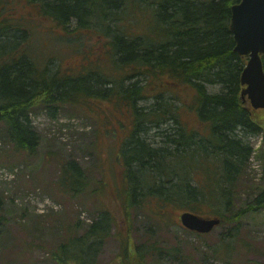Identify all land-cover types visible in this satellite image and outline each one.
Wrapping results in <instances>:
<instances>
[{"label":"trees","instance_id":"trees-1","mask_svg":"<svg viewBox=\"0 0 264 264\" xmlns=\"http://www.w3.org/2000/svg\"><path fill=\"white\" fill-rule=\"evenodd\" d=\"M239 2L0 0V135L12 150L1 156L0 149V157L35 155L39 138L29 119L35 108L55 116L66 105L85 102L94 94L76 84L90 81L94 73L90 69L98 66L83 65L73 78L55 53L44 50L45 43L35 44L40 34L48 41L46 36L52 39L59 32H39L37 23L43 20L69 36L94 28L106 40V63L116 70L111 73L109 66L110 73L103 78L93 76L94 84L102 81L109 86L98 89V96L131 116L130 134L115 156L127 185L121 220L149 218L152 235L169 230L175 210L191 212L219 218L220 226L231 227L229 238L237 237L239 220L264 208V189L254 192L245 208L235 210L233 202L254 191L238 189L254 154L247 139L263 135L264 142V120L257 115L262 111H254L240 97L247 58L234 52L230 31L231 7ZM149 98L153 104L148 111L138 106ZM183 113H192L193 126L183 120ZM167 124L174 128L161 130ZM147 127L156 131L157 142L142 136ZM86 177L74 162H61L57 188L63 195L79 197L88 186ZM103 185L100 182L91 193H103ZM3 206L0 197V237L7 224ZM100 206L90 224L80 231V224L68 229L74 237L64 233L63 241L49 253V264H97L98 252L116 223ZM186 233L197 238L209 235ZM119 242L121 264H146V259L159 260L163 253L177 256L181 245L164 250L154 243L134 247L127 238ZM197 249L204 258L203 246Z\"/></svg>","mask_w":264,"mask_h":264},{"label":"rangeland","instance_id":"rangeland-1","mask_svg":"<svg viewBox=\"0 0 264 264\" xmlns=\"http://www.w3.org/2000/svg\"><path fill=\"white\" fill-rule=\"evenodd\" d=\"M37 30L59 32L54 33L56 35L52 39L46 36L48 41L40 34L35 44L45 43L44 50L55 53L61 68L70 70L73 78H78L75 74L83 65H97V70L90 69L96 77L103 78L110 72H116L112 64L106 63L103 51L106 40L96 29L89 32L79 30L69 36L41 20L37 23ZM93 76L87 79L90 81L76 84L86 86L95 94L85 102L66 105L55 116L43 108H35L29 114L39 138L35 155L10 159L0 157V197L4 201L2 214L7 218L0 237V264H49V253L63 241L64 233H68L64 237H74V233L68 232L69 228L80 224V231L90 224L97 215L96 208L101 210L100 203L116 218V223L111 230L112 235L98 252L97 264H121V238L131 239L134 247L154 243L167 250L181 244L177 256L163 253L159 260L149 257L146 264H264V208L246 213L239 220L237 237L233 239L228 236L232 230L228 224L217 227L205 238L186 233L180 225V211L177 210L173 212L169 230L153 231L152 235L149 218L141 216L132 220L134 222L121 220L120 204L127 185L123 165L115 160V156L130 134L131 116L115 103L98 96V87L92 83ZM128 84L129 81H125L124 85ZM152 104L150 98L138 102L139 107L147 108L146 111ZM183 114V120L189 127L193 126L192 113ZM257 115L264 120V111ZM168 126L173 125H163L161 130ZM155 132L152 127H147L141 134L149 142H157ZM248 141L254 148V154L247 164L245 180L241 181L242 186L239 184L238 189L254 191L234 198L235 210L245 208L251 203L254 192L264 189L263 135L248 138ZM0 149H4L1 156L12 153L1 135ZM66 161L77 164L87 176L85 193L76 198L61 194L57 188L59 165ZM100 182L104 184L100 188L103 193H91ZM201 245L204 258L197 249Z\"/></svg>","mask_w":264,"mask_h":264},{"label":"water","instance_id":"water-1","mask_svg":"<svg viewBox=\"0 0 264 264\" xmlns=\"http://www.w3.org/2000/svg\"><path fill=\"white\" fill-rule=\"evenodd\" d=\"M230 31L234 52L246 57L240 75L242 103L253 110H264V0H240L231 7ZM181 227L200 235L209 234L220 225L218 218H203L190 212L179 215Z\"/></svg>","mask_w":264,"mask_h":264},{"label":"bare ground","instance_id":"bare-ground-1","mask_svg":"<svg viewBox=\"0 0 264 264\" xmlns=\"http://www.w3.org/2000/svg\"><path fill=\"white\" fill-rule=\"evenodd\" d=\"M92 83L94 84V81H92ZM95 85L98 87V89H105V88H108L109 86L108 85H105L103 84V82H99L98 84L95 83ZM81 91H85V92H90V90L85 86L83 89H81ZM92 95H95V94H92ZM91 96V95H90ZM248 140V139H247Z\"/></svg>","mask_w":264,"mask_h":264}]
</instances>
